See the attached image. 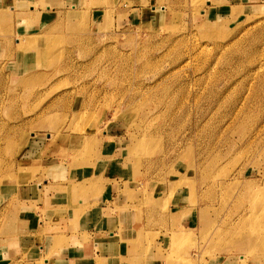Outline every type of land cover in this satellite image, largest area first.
<instances>
[{
	"label": "rangeland",
	"instance_id": "rangeland-1",
	"mask_svg": "<svg viewBox=\"0 0 264 264\" xmlns=\"http://www.w3.org/2000/svg\"><path fill=\"white\" fill-rule=\"evenodd\" d=\"M32 4L37 22L46 6ZM48 11L25 36L12 16L0 22V264H17L13 209L40 208L6 186L36 190L37 175L43 185L97 160V177L50 185L72 228L100 215L96 235L119 226L138 255L127 259L144 264H264V0ZM50 154L59 164L42 162Z\"/></svg>",
	"mask_w": 264,
	"mask_h": 264
},
{
	"label": "crops",
	"instance_id": "crops-1",
	"mask_svg": "<svg viewBox=\"0 0 264 264\" xmlns=\"http://www.w3.org/2000/svg\"><path fill=\"white\" fill-rule=\"evenodd\" d=\"M33 1L37 0H0V22L5 19L8 21V18L12 16L15 19V33L24 36L29 35L34 22L38 27L43 28L45 21H43L42 17L47 16L49 8L51 12H54L57 9L61 10L66 5H76L78 2V0H59L60 2L43 0L47 11L41 12V16L36 22L33 16H31V13L35 12L32 4ZM23 5L28 6L29 9H20ZM227 6L228 9H232L233 3ZM67 136L68 138L70 137L67 134L59 136L60 142H57L58 148L67 149L71 145L70 141L67 142ZM49 142H51L50 137L47 136L46 143L48 144ZM52 155L45 156L42 162H47V165L59 164V162L55 163L58 157H55V154L54 156ZM81 167V169H73L74 171L71 170L73 168L71 167L66 174L68 177L66 176L64 179L51 175L48 178L43 177V185H40V181L38 180L39 175H37V178L33 181L34 184H38L36 190H29L31 186L26 184L25 186L28 188L26 190L24 186H6L8 192L13 189H15V192L17 191L18 195L12 196L16 200L17 205H19V202L21 205L22 201H26L27 199L24 198V195L26 193L29 195V192L32 191L33 199L39 201L37 206L40 207L33 209L29 214L27 210L23 213L21 208L13 209L16 215H13V219L11 220L12 225H10L6 239L15 246L18 256L10 258L7 263L12 261L17 264H35L40 258L43 259V264H98V258L102 264H139L141 262L139 260L133 261L127 259L138 255L132 253L130 247L123 244L120 231L118 230L119 226L113 222L118 227H108L105 218L112 219L115 213L112 216H104L102 218L105 219L106 223L102 222L100 228H108V232L105 235H96L97 227L95 225L98 224L96 220L100 215L96 217L93 212L83 211L80 213L76 228H72L70 220L73 211L67 206L66 199L56 195L53 189L49 191V188L50 185L54 184L82 180L91 176L97 177L104 170L99 168V160L94 165ZM56 168L63 169L60 165ZM104 173L103 175H105ZM110 181L108 182V186L110 185ZM46 188H48L47 191H45ZM41 208L45 209L44 214L40 212ZM59 209H62L61 211L64 210V213H62V216L57 217ZM54 217H56V220L53 219ZM72 235H76L81 243H73L71 241ZM91 249L92 252L89 251ZM46 253H49L48 257L45 256ZM1 260L4 261L3 258H0V262H2ZM140 264H144V261ZM151 264H154V262H151ZM155 264H162V262L157 261Z\"/></svg>",
	"mask_w": 264,
	"mask_h": 264
},
{
	"label": "bare ground",
	"instance_id": "bare-ground-1",
	"mask_svg": "<svg viewBox=\"0 0 264 264\" xmlns=\"http://www.w3.org/2000/svg\"><path fill=\"white\" fill-rule=\"evenodd\" d=\"M242 238V237H241ZM242 242V241H241Z\"/></svg>",
	"mask_w": 264,
	"mask_h": 264
}]
</instances>
